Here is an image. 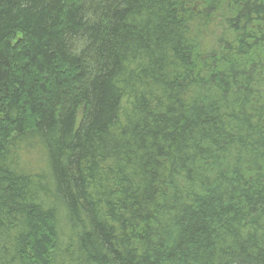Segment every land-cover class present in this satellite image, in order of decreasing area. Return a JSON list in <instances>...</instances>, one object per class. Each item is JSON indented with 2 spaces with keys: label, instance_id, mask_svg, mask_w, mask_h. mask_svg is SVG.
<instances>
[{
  "label": "trees",
  "instance_id": "16d2710c",
  "mask_svg": "<svg viewBox=\"0 0 264 264\" xmlns=\"http://www.w3.org/2000/svg\"><path fill=\"white\" fill-rule=\"evenodd\" d=\"M0 264H264V0H0Z\"/></svg>",
  "mask_w": 264,
  "mask_h": 264
}]
</instances>
